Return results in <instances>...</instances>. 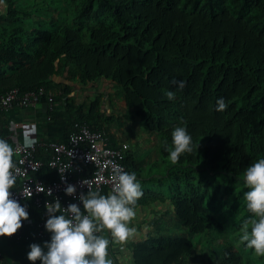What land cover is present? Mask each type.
<instances>
[{"label":"trees","instance_id":"16d2710c","mask_svg":"<svg viewBox=\"0 0 264 264\" xmlns=\"http://www.w3.org/2000/svg\"><path fill=\"white\" fill-rule=\"evenodd\" d=\"M5 1L9 10L0 16V124H7L15 109L22 110L3 111V95L15 88L21 95L43 88L65 99L59 116L56 110L45 116L51 118L49 124L63 121L65 137L77 122L109 134L99 124L102 96L78 106L67 99L71 87L54 78L82 87L110 83L126 103V118L159 135L162 162L171 163L158 182L166 192L145 191L137 205L170 200L190 234L209 243L220 241L225 225L205 207V175L242 178L247 166L264 157V0H69L73 5L65 2L64 8L72 11L66 13L72 21L54 30L28 27L26 22L42 10L29 0ZM46 3V11L58 4ZM174 79L184 80L185 87L179 89ZM166 90L175 92L174 100L167 99ZM218 97L226 101L223 111L215 108ZM178 124L187 125L192 151L172 162L166 149ZM6 134L11 130L1 128L0 138ZM42 152L38 150V158ZM123 164L139 177L141 160L132 150ZM50 173L46 166L41 174L50 178ZM195 256L192 240L165 234L133 250L135 264H183ZM209 256L202 264H244L233 243Z\"/></svg>","mask_w":264,"mask_h":264},{"label":"clouds","instance_id":"9594fccd","mask_svg":"<svg viewBox=\"0 0 264 264\" xmlns=\"http://www.w3.org/2000/svg\"><path fill=\"white\" fill-rule=\"evenodd\" d=\"M173 83L183 89L186 82L174 79ZM165 95L171 101L176 94L166 90ZM226 107L225 99L218 97L216 110L223 111ZM171 136V145L166 150L169 159L176 162L182 153L192 151V136L186 124L176 125ZM25 143L31 145L34 141L26 137ZM14 151L6 139L0 138V236L16 233L22 221L29 217L26 206L13 198L10 192L16 182L15 173L19 171L13 161ZM243 178L248 188L243 194L246 208L253 215L241 225L240 239L256 255L264 256V157L247 166ZM112 179L114 183L108 194L98 190L81 194L82 207L81 204L70 203L64 208L59 199L46 202L49 215L45 228L51 233V238L44 241L43 247L39 243H31L28 259L32 262L40 260L41 264H113L108 256L110 241L99 233L103 229L110 230L115 242H124L132 236L136 229L130 226V221L136 215L134 205L143 195V190L137 174L125 171L122 166L113 169ZM37 191L42 189L37 188ZM75 191L72 184L65 188L70 195ZM25 195L31 196L32 192Z\"/></svg>","mask_w":264,"mask_h":264},{"label":"built area","instance_id":"2783aa9c","mask_svg":"<svg viewBox=\"0 0 264 264\" xmlns=\"http://www.w3.org/2000/svg\"><path fill=\"white\" fill-rule=\"evenodd\" d=\"M41 98L47 103L45 113H54L55 94L46 92L43 88L24 95L20 94L19 89H12L1 97V109L7 112L16 107L27 109ZM47 118L51 119L49 116ZM24 136V131L19 128L1 138L6 139L14 148L13 161L19 169L15 173L16 186L10 189L11 195L26 206L29 217L22 221V226L16 233L0 236V239L7 238L22 243L45 239L49 233L45 228L49 215L46 202L59 199L64 208L70 203L81 204L79 196L89 190L111 192L114 183L113 169L116 166H122L126 171L123 160L130 144L127 141L114 144L105 130H93L87 123H75L67 140L62 142H35L27 145L23 141ZM39 149L44 152L40 158L37 154ZM46 166L56 175L55 179L49 180L48 176L41 174ZM69 184L76 188L71 195L65 192ZM37 188L42 191H37ZM28 192H32V195L26 196ZM2 263L0 254V264Z\"/></svg>","mask_w":264,"mask_h":264},{"label":"crops","instance_id":"0c3cea01","mask_svg":"<svg viewBox=\"0 0 264 264\" xmlns=\"http://www.w3.org/2000/svg\"><path fill=\"white\" fill-rule=\"evenodd\" d=\"M8 10L9 5L7 2L5 0H0V16H5ZM54 81L56 83H64L71 87V92L67 96V99L71 98L76 100L78 106L86 102L83 101L81 95L83 97H88V95L94 93L100 94L102 96V112L104 114L100 117L99 124H103L108 129L111 141L113 143L127 141L130 144V150L140 158L142 165L160 166L164 164L166 165V169L163 172H166L167 164L162 162L159 151L160 136L149 132L139 120H129L126 118L128 109L126 103L117 96V88L103 80L88 87H82L62 77H55ZM64 104L65 99L57 97L55 107L57 111L56 115L59 116L60 112L63 110ZM46 107L47 103L45 100H41L27 109H15L10 113L11 118H9V122L7 124H0V129L8 128L14 133L21 128L25 133L23 137L24 143L26 137L34 141V143L62 142V140L64 141L67 138L63 134V121L60 119H53V124H49L45 117ZM111 117L114 118V120L111 123H107L106 119ZM43 153L44 152L41 153L40 157H43ZM51 175L54 176V178H51ZM55 178L56 175L50 173L49 180ZM161 178L162 175L158 174L157 179ZM149 182L154 183L153 181H148V183ZM156 183L159 184L158 182ZM143 185L145 186V183ZM164 190L165 188L161 190L162 193L165 192ZM145 191L146 190H143V192ZM101 193L105 194L103 192ZM106 193L108 194V192ZM134 208L136 215L130 221V226H134L136 231L126 241H113L110 230L108 229H103L100 233V235L105 236L110 241L108 256L113 260V264H135L133 258L134 247L150 237H159L161 234H165L173 238L183 237L192 241L194 240L192 234L184 229L181 222L177 220L175 216V207L170 200L155 202L146 206L137 205L136 203ZM36 217L38 220L40 219V217ZM48 234H50V232ZM47 237L42 240L34 241L35 243L41 244L43 247L44 241H48L51 238ZM2 239L8 241L3 247L0 246V254L2 258H4L2 264H41L40 260L32 262L27 257V253L30 250L29 245L34 243L33 241L30 243H22L16 241L12 242L7 238ZM218 242L219 241H214L209 243L206 237L199 236L198 241L196 243L194 242L198 256L187 259L183 264H202L203 259L208 255L212 256L213 252L215 255H218L220 248L223 246L220 243L218 244ZM203 248L205 250H203ZM201 255H203L204 258H202Z\"/></svg>","mask_w":264,"mask_h":264},{"label":"rangeland","instance_id":"374dc122","mask_svg":"<svg viewBox=\"0 0 264 264\" xmlns=\"http://www.w3.org/2000/svg\"><path fill=\"white\" fill-rule=\"evenodd\" d=\"M30 4L42 9L39 11L35 18L27 21L29 28H40L43 25L44 29L54 30L55 27L62 26L64 24L71 23L72 20L66 18L67 11L65 10L64 3L71 1L69 0H29ZM47 1H56L51 9L42 8L46 5ZM73 5V4H72ZM47 8V6H45ZM36 8V9H37ZM35 9V10H36ZM68 12V14H69ZM44 13V14H43ZM55 24V25H54ZM106 90V89H104ZM100 95L94 93L88 95V97L81 98L83 101L89 102L93 101ZM203 152L199 148V155L202 156ZM167 164H171L170 161ZM142 171L137 177L141 182L142 190L153 191L156 193H162L163 186H160L156 182H159L158 174H162L166 169V165L160 166H141ZM148 181H153L154 183H148ZM145 183V186L143 185ZM144 188V189H143ZM248 188L244 183V178H235L224 173L205 175L203 191L205 194V207L212 211L218 219L225 225V233L218 244H228L233 243L239 254L242 256L244 264H264V256H258L254 253V250L246 246V242L240 239L242 234L241 225L243 222L253 214L249 212L246 208V202L244 200V192ZM166 192V188L164 190ZM191 236V235H190ZM194 242L198 241L199 236L194 237ZM8 241L6 239H0V246L3 247ZM209 244V243H208ZM203 250H205L203 248Z\"/></svg>","mask_w":264,"mask_h":264}]
</instances>
